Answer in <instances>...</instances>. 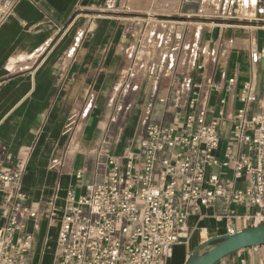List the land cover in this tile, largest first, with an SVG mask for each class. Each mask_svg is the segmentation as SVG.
Segmentation results:
<instances>
[{
	"label": "built area",
	"instance_id": "built-area-1",
	"mask_svg": "<svg viewBox=\"0 0 264 264\" xmlns=\"http://www.w3.org/2000/svg\"><path fill=\"white\" fill-rule=\"evenodd\" d=\"M107 3L114 12L117 0ZM127 12L125 5L117 11ZM191 24L151 29L147 45L160 55L150 67L151 94L162 77L168 80L156 98L159 108L149 99L146 117L127 140L106 130L97 154L105 178L81 184L79 194L67 192L51 264H169L173 247L194 231L189 218L197 217V227L209 217L206 209L225 222V234L239 231L236 222L264 223V111L253 108L259 102L256 85L249 79L237 93L236 73L224 74V87L203 73L195 52L201 29L198 34ZM124 25L133 40L129 47L141 45L143 24L140 31L138 21ZM250 51L252 64L264 58V46ZM166 62L170 73L162 69ZM221 89L226 96L218 108L211 106L212 93ZM235 96L241 106L233 110ZM225 119L231 124L227 139L220 133ZM26 169V159L1 151L0 189H6L8 213L0 227V264H34V235L23 218L36 217L23 190ZM84 174L80 168L77 178Z\"/></svg>",
	"mask_w": 264,
	"mask_h": 264
},
{
	"label": "crops",
	"instance_id": "crops-1",
	"mask_svg": "<svg viewBox=\"0 0 264 264\" xmlns=\"http://www.w3.org/2000/svg\"><path fill=\"white\" fill-rule=\"evenodd\" d=\"M101 1L0 0V153L5 149L27 160L23 190L36 217L23 218L27 231L34 235L30 255L34 264L53 261L67 192L75 189L79 194L81 184L105 178L97 157L109 126L101 96L125 68L120 70L119 48L126 46L128 35L124 21L98 13L105 11L99 8L105 5ZM235 19L205 33L198 62L205 65L203 73L223 87L224 74L236 73L237 93L253 79L259 98L253 108L264 111V58L252 64L250 51L252 46H264V0H256L253 17ZM93 93L98 94L97 100ZM224 96L223 89L213 92L210 105L218 108ZM90 103L93 106L87 112ZM80 104L82 116H87L84 123L74 119ZM240 106L235 96L233 110ZM230 129L225 119L220 127L224 139ZM80 168L85 170L82 180L77 178ZM205 212L209 217L197 227V217L189 218L187 227L194 231L188 242L173 247L169 264H185L201 243L225 234V222L211 217L213 209ZM7 213L3 188L0 227ZM235 227L240 230L248 225L236 222ZM50 228H55V237ZM242 260L264 264V245L242 249L217 264H242Z\"/></svg>",
	"mask_w": 264,
	"mask_h": 264
},
{
	"label": "rangeland",
	"instance_id": "rangeland-1",
	"mask_svg": "<svg viewBox=\"0 0 264 264\" xmlns=\"http://www.w3.org/2000/svg\"><path fill=\"white\" fill-rule=\"evenodd\" d=\"M169 1L171 2H168V0H117L114 12L107 10L108 7L106 5L108 4V0L101 1L102 4L100 3L101 5H103V3L105 4L99 7L105 9V11L98 12L100 14L110 15L118 21L120 19L121 22L125 21L128 23V21H138L139 26L136 28L138 31H140V27L143 24L142 36H144L142 37L141 45L140 43H138V45L133 43L132 46L129 47L130 42L132 43L133 40L130 34H128L126 46L119 48L120 55L123 59L120 70L125 68L123 72L113 80L108 93L101 96V103L104 101L103 114L108 118L109 126L107 130H109L115 138L122 136L124 138L127 137V140L130 138L129 136L134 134L136 128L139 126L137 121L138 118L143 120L147 115V106L148 103H150L149 99L153 104H156L157 96L164 92L165 85L168 81L166 78L162 77L155 94H151L150 88L152 87V83H154V79L150 78V67L157 57L159 59L160 55L158 48H155L153 45H147V36H150V31L152 29V25H150L148 21L151 19L155 20L156 24L154 27L157 25H175V29L179 28L180 30H182L186 24L193 23L191 26L197 28L198 34L201 29L200 35L201 38H204L205 33L208 30L212 32L214 27L218 24L236 21V17H253L256 3V0H178V3L176 0L175 3L174 0ZM122 5H125L129 12L126 14L117 13V11H121ZM134 18H138V20ZM195 52L198 60L199 55L202 53L200 45L199 47L198 45L195 47ZM195 52L193 55H195ZM181 53L180 51L179 55H181ZM176 54L177 51L173 52L172 56H176ZM185 55L186 54H184L183 57H185ZM193 57L194 56L190 59V67L194 63ZM174 66H176V64ZM183 66L184 65L181 64L179 68ZM162 69L164 72L166 70H168V73L171 72V70L168 69V62L163 64ZM120 79H122V85L120 89L116 91L115 87ZM97 97L98 94L93 93V99L97 100ZM87 102L88 101H86V103ZM89 105H91V107L86 108L87 112L89 109L91 110L93 106L92 103ZM78 109V112H74V119H76L77 123H84L87 118V116H82L84 106L82 107L80 104ZM113 145L114 144L111 146ZM49 233L55 237V228H50ZM45 261L43 257V263Z\"/></svg>",
	"mask_w": 264,
	"mask_h": 264
},
{
	"label": "water",
	"instance_id": "water-1",
	"mask_svg": "<svg viewBox=\"0 0 264 264\" xmlns=\"http://www.w3.org/2000/svg\"><path fill=\"white\" fill-rule=\"evenodd\" d=\"M262 245H264V223L204 241L185 264H217L242 249Z\"/></svg>",
	"mask_w": 264,
	"mask_h": 264
},
{
	"label": "bare ground",
	"instance_id": "bare-ground-1",
	"mask_svg": "<svg viewBox=\"0 0 264 264\" xmlns=\"http://www.w3.org/2000/svg\"><path fill=\"white\" fill-rule=\"evenodd\" d=\"M168 2H171V1L168 0ZM176 2L178 3V0H176ZM204 2H205V1H204ZM157 3H158V2H157ZM165 3H166V1H165ZM165 3H164V4H165ZM174 3H175V0H174ZM174 3H173V4H174ZM164 4H163V5H164ZM179 6H180V5H179ZM171 8H172V6H171ZM202 8L205 9L204 7H202ZM140 11H141V10H140ZM163 12H164V11H163ZM166 13H167V12H166ZM171 13H172V12H171ZM139 20H141V19H139ZM148 22H149L150 25H152V29H153L154 26H155V24H156V21L151 19V20L148 21ZM140 24H141V23H140ZM132 48H133V47H132ZM121 80H122V79H121ZM120 85H121V81L118 82V84H117V86H116V88H115L116 91H118V90L120 89ZM116 93H117V92H116Z\"/></svg>",
	"mask_w": 264,
	"mask_h": 264
}]
</instances>
